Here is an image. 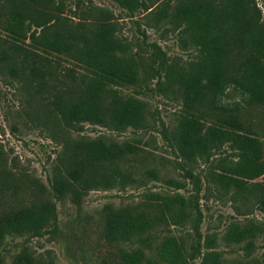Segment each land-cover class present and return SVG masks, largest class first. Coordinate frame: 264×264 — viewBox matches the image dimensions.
Listing matches in <instances>:
<instances>
[{
    "label": "rangeland",
    "instance_id": "374dc122",
    "mask_svg": "<svg viewBox=\"0 0 264 264\" xmlns=\"http://www.w3.org/2000/svg\"><path fill=\"white\" fill-rule=\"evenodd\" d=\"M143 1L147 9L130 12L113 0H54L60 15L78 29L95 28L104 21L114 23L118 39L128 47L127 55L138 64L140 77L138 85L118 91L122 97L144 103V128L115 131L90 123L68 126L40 94L37 84L29 82L19 63L0 62V212L44 200L56 201L51 178L72 169V153L80 141L131 143L139 149L119 165V172L132 173L133 181L95 188L82 197L80 204L70 197L56 201L59 230L31 239L7 237L0 248V264H14L23 251L31 255L33 264H113L117 262V250L108 247L101 235L104 208L143 205L148 194L186 200L189 221L164 225L153 234L156 245L168 235L179 238L189 260L186 264H204L210 252H214V264H264V210L259 204L264 198V176L246 179V192L239 196L235 187L226 189L214 176L229 174L223 167L250 155L227 143L217 150L209 148L191 161L178 145L182 122L184 117H191L190 110L207 129L216 122L214 112L229 116L240 96L230 90L222 99L219 107L226 112L214 109L212 94L191 109L179 86L168 84L164 71L171 67L193 72L203 52L191 46L183 48L185 36L168 18L158 17L160 11L171 13L179 0ZM256 3L264 22V0ZM40 32L41 28L27 22L28 39L22 45L41 54L29 38ZM0 36L7 37L3 32ZM48 56L51 61L65 58L55 53ZM13 66L22 78L11 76ZM62 67L71 70L82 86L86 71L78 63L69 60ZM241 106V116L262 143L256 152L264 161V104L246 106L241 102ZM170 181L181 183L183 188ZM196 218L200 221L195 225ZM250 244L253 248L248 251L246 246ZM153 260L152 264H166Z\"/></svg>",
    "mask_w": 264,
    "mask_h": 264
},
{
    "label": "trees",
    "instance_id": "16d2710c",
    "mask_svg": "<svg viewBox=\"0 0 264 264\" xmlns=\"http://www.w3.org/2000/svg\"><path fill=\"white\" fill-rule=\"evenodd\" d=\"M130 12L147 9L143 0H113ZM185 37L189 46L203 52L193 72L165 69L168 84L178 85L191 109L213 95L214 109L230 90L237 92L229 116L214 112V126L204 129L195 118L184 117L178 135L179 150L193 161L207 149L217 150L230 143L234 150L250 155L231 166L229 174H215V181L227 188L235 187V195L246 192V179L264 176V161L257 154L262 143L241 116L243 107L264 104V22L256 0H179L171 13L160 11ZM41 28L31 34L33 53L22 44L28 39L26 23ZM0 62L21 65L31 84H37L60 120L68 126L90 123L112 130L141 129L147 124L146 107L139 100L122 97L118 88L140 83L138 64L127 55L128 47L117 35L114 23L104 21L95 28L78 29L62 17L54 0H0ZM65 58L51 61L49 54ZM73 60L86 71L82 86L63 63ZM14 78H22L19 69L10 67ZM65 72V73H63ZM53 81V82H52ZM72 169L51 178L56 201L68 197L80 204L86 193L118 182L133 181L132 173L119 172V165L139 149L131 143L118 144L104 140L80 141L74 146ZM152 173V172H151ZM192 176V173H190ZM178 189L179 182L170 181ZM143 205L104 208L103 241L117 250L113 264H152L153 258L166 264H186L184 244L175 235L154 244L153 234L168 224L184 225L189 221L186 200L181 196L148 194ZM44 200L19 209L0 212V248L7 237L35 238L56 233L57 202ZM264 210V198L260 201ZM200 221L194 220L195 225ZM247 245L246 250H252ZM192 258V255L190 256ZM25 251L15 257L14 264H33ZM217 261V258L215 259ZM204 264H214V252L207 253Z\"/></svg>",
    "mask_w": 264,
    "mask_h": 264
}]
</instances>
